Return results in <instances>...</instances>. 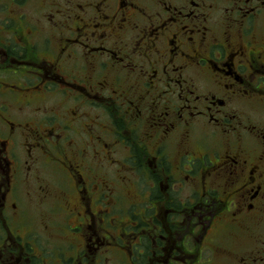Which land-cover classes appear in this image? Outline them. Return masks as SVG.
<instances>
[{"label": "flooded vegetation", "instance_id": "1", "mask_svg": "<svg viewBox=\"0 0 264 264\" xmlns=\"http://www.w3.org/2000/svg\"><path fill=\"white\" fill-rule=\"evenodd\" d=\"M24 1L0 0L12 34L0 35V75L25 78H0V216L19 203L18 150L26 171L51 156L75 202L60 224L66 253L51 260L6 228L0 264H102L112 251L149 264L169 241L167 264L204 251L205 264L257 263L235 257V231L264 217V120L246 117L264 115V0H42L35 18ZM53 92L73 95L74 110L38 118L30 109ZM113 168L133 201L93 186ZM114 197L136 205L127 221L113 217ZM181 227L190 233L173 240Z\"/></svg>", "mask_w": 264, "mask_h": 264}, {"label": "rangeland", "instance_id": "2", "mask_svg": "<svg viewBox=\"0 0 264 264\" xmlns=\"http://www.w3.org/2000/svg\"><path fill=\"white\" fill-rule=\"evenodd\" d=\"M3 1L5 0H1V2ZM41 2L42 0H25L21 4V10L26 11L25 14L27 15V17L35 18L37 17V11L39 7L43 5L41 4ZM10 6L11 4L8 6V8H11ZM4 18V11L0 8V22L2 19L4 20ZM4 31L5 30L0 31V35L2 37L10 38L12 36V34L6 33ZM37 43L41 44V40H37ZM0 78L11 83L25 82V78L17 77L16 79L17 81H19L17 82L7 74L0 75ZM1 89L6 91H14V89L9 88L8 86H2ZM42 97L44 98L39 99V101L45 103L39 106L41 108V111L36 113L39 107H36L38 109H36L35 107H32L30 109V111L34 112L35 116H38V118L43 117L44 113L49 112H58L66 117V112L70 111L71 109L74 110L75 108V104L73 101L75 97L71 94L61 95L53 92ZM260 113L261 112H258L256 114L247 113L246 117L252 118L251 120L255 122H257L258 120L263 121L264 115ZM13 116L21 117L23 115L19 116L13 113ZM64 141L65 150L71 152L70 156L73 159H77V152L71 148L72 139L70 137H67ZM41 144H43V142H41ZM118 154L120 153L118 152ZM22 155L23 150H18L19 157H17V159H14V163L19 162L18 164H20L19 174L21 175V177L20 181L17 183V190L19 193L16 192L19 203L16 208H13L11 205L12 201H9V203L7 204L8 209H4V216H0V244L2 243V237L4 236V234V238H6L5 240L9 241L11 239L9 235L5 233L6 228H9L12 232H14V234H25L23 235L24 237L34 242L36 250H38L39 252H43V254L46 255L47 258L55 260V258H57L59 255L66 253L65 244L63 241H61L62 232L60 231V224L63 222V220H66V214L68 213L67 204L69 203L71 207L74 204L75 200L70 193L67 195H62V188L60 187V185H66L68 178L64 173L55 170L57 167L55 168L56 164L54 161L53 163L47 162L51 156L48 158H45L44 156L40 157V162L38 160L35 167L31 168L30 171H26V169H24L22 165ZM45 163L51 165H46V167H44ZM95 163L96 162H92V165ZM121 175L122 169L120 168L103 169L102 171L94 173L96 181L93 183V186L97 189L101 184L99 190L101 188H109L110 190L115 191L116 189L118 195H123L125 199L127 198V200L133 201L134 197L136 198V191L129 187L131 186L130 181H120ZM91 176L93 178V173ZM135 179L140 180L139 177H136ZM143 182L144 178L141 177V183ZM184 193H186L185 189L181 191L180 197L183 196ZM113 202L116 203L113 209L114 214L111 212L113 217H117L122 221H127L129 219L128 216H125L122 212L124 210H126L127 212H132V209L136 205L124 202L122 198H119L117 200L116 197H114ZM7 217L8 223L6 224L4 221L5 219H7ZM20 217L23 218L19 221ZM156 217H159V214ZM159 219H162V217H159ZM254 221L255 220L252 219L248 222L250 223L248 228H243L242 230L235 231V257L237 259L242 257L246 260L249 259V257H258L257 263L253 264H264L263 261L260 260V256L264 255V252L259 253V250L261 249V241L264 240V217L263 220H261L257 224ZM127 223L128 222H126V224ZM185 228L186 227L176 228L175 231H172L170 233V236H173L174 240L181 235L190 233V230ZM195 235L196 233H194V235H191L188 240L185 238V240H187L185 241V243L190 246L193 245ZM225 240L229 244L234 242L233 236L230 234H227L225 236ZM113 242L114 245H117L116 240H114ZM10 244L11 242L9 241V245ZM170 244L171 241L165 244L167 250L161 253L160 256L154 257L152 254L148 258V261L150 262L149 264L158 263L156 260L160 261L158 264H167L164 262H166L170 256V254L168 253ZM175 244L179 246V244ZM1 248H3V243L0 245V253L6 255L7 250H1ZM106 255V258L101 256L102 264H128L127 257L123 254H117V252L112 251L105 254V256ZM185 255L186 253L181 251L179 252L178 256L180 257V259H182ZM188 255L191 257V259L188 260L187 263L183 264H205V260H207V257H210L208 256L207 251H204V253L192 252V254L188 253ZM209 264H217V260L214 258Z\"/></svg>", "mask_w": 264, "mask_h": 264}, {"label": "trees", "instance_id": "3", "mask_svg": "<svg viewBox=\"0 0 264 264\" xmlns=\"http://www.w3.org/2000/svg\"><path fill=\"white\" fill-rule=\"evenodd\" d=\"M150 244H151V241L146 240V243L144 244V252H143L142 256L139 253H137L138 250L133 251V260L136 261V257L139 255L141 256V260H147V257L151 255Z\"/></svg>", "mask_w": 264, "mask_h": 264}]
</instances>
